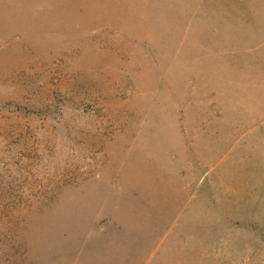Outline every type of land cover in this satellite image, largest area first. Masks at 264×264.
I'll return each instance as SVG.
<instances>
[{
	"label": "rangeland",
	"instance_id": "1",
	"mask_svg": "<svg viewBox=\"0 0 264 264\" xmlns=\"http://www.w3.org/2000/svg\"><path fill=\"white\" fill-rule=\"evenodd\" d=\"M263 23L264 0H0V264L94 257L93 201L153 211L136 169L184 161L149 264H264Z\"/></svg>",
	"mask_w": 264,
	"mask_h": 264
},
{
	"label": "crops",
	"instance_id": "2",
	"mask_svg": "<svg viewBox=\"0 0 264 264\" xmlns=\"http://www.w3.org/2000/svg\"><path fill=\"white\" fill-rule=\"evenodd\" d=\"M136 7L140 9L142 3L137 1ZM257 31L264 35V23L262 28ZM262 44L264 46V41ZM257 86L254 88L257 91H262ZM175 134L178 135V133ZM179 138L182 136L179 135ZM178 155L181 154L178 153ZM181 163L179 166H153L151 169L153 176L146 169L141 167L136 169L138 172L136 180L138 178L146 180V192L157 191L156 181L150 184L149 180L158 179L157 182L160 185L168 187L163 194L154 193L153 199L150 200L154 203L151 207L154 212L150 211L147 193L144 196L140 195V199L139 193L135 194L134 202H131V205H124L122 198L115 197L113 199L111 195L95 199L93 202L96 203V206L102 208V219L98 222V217H95L93 223L89 225L94 230V240L99 241L101 239L103 246L101 248L97 244L95 247L101 249H94L96 252L94 257L87 258L80 264H149L160 251L162 245L160 234L166 232L167 226L171 225V228L175 225L176 219L186 217V203L188 201L186 163L185 161ZM161 179L164 180L163 183ZM129 198L132 199L133 197L129 196ZM102 224L104 225L103 233L100 232L99 227ZM139 229L149 230L147 235H142Z\"/></svg>",
	"mask_w": 264,
	"mask_h": 264
}]
</instances>
